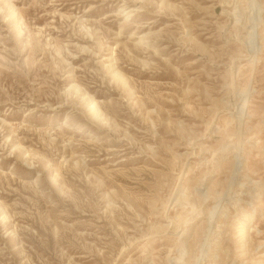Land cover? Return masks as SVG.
<instances>
[{"label":"rangeland","instance_id":"1","mask_svg":"<svg viewBox=\"0 0 264 264\" xmlns=\"http://www.w3.org/2000/svg\"><path fill=\"white\" fill-rule=\"evenodd\" d=\"M0 264H264V0H0Z\"/></svg>","mask_w":264,"mask_h":264}]
</instances>
